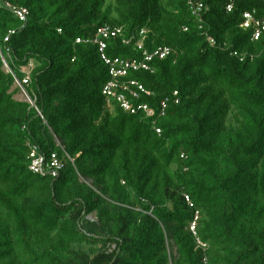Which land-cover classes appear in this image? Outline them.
Returning <instances> with one entry per match:
<instances>
[{
  "label": "trees",
  "instance_id": "obj_1",
  "mask_svg": "<svg viewBox=\"0 0 264 264\" xmlns=\"http://www.w3.org/2000/svg\"><path fill=\"white\" fill-rule=\"evenodd\" d=\"M246 13L264 0H0V264H264V32ZM103 26L123 29L112 58L172 50L122 79L153 118L104 96L109 68L77 44ZM24 69L35 107L15 98ZM32 146L59 176L30 171Z\"/></svg>",
  "mask_w": 264,
  "mask_h": 264
},
{
  "label": "built area",
  "instance_id": "obj_2",
  "mask_svg": "<svg viewBox=\"0 0 264 264\" xmlns=\"http://www.w3.org/2000/svg\"><path fill=\"white\" fill-rule=\"evenodd\" d=\"M236 0H231L233 3ZM12 12L23 22H26L29 12L27 9H17L10 4L7 5ZM234 4L229 5L228 11L232 12ZM204 6L202 4H191V10L194 15L200 17L203 12ZM245 29H253L254 39L259 40L264 32V20L256 19L253 14L246 13L244 15ZM14 34V32H12ZM146 32L142 31L140 37L145 36ZM123 35L122 28H113L111 26H104L97 30V33L93 38L86 40L78 39L77 44H93L95 45L101 55L102 61L109 68L110 81L104 88V96L107 98L108 103H117L125 112L137 115L144 113L148 118L155 116V111L150 108L149 105L144 103H138L143 95L151 96V92L148 91L143 85L138 82L124 83L122 79L128 77L133 71L146 70L152 71L151 63L155 60H165L172 54V50L169 47L159 48L156 51L149 53L144 51L142 59L126 60L122 58H112L108 55L109 41L118 39ZM136 36L130 38H124V44L130 45L136 40ZM8 39H6V42ZM137 47L143 51L145 43L142 40H136ZM4 60V59H3ZM5 62V60H4ZM6 68L8 65L5 62ZM24 85L30 83V77L25 79ZM164 109L167 108V103L163 105ZM157 133L160 135L161 130L157 129ZM30 159L32 161L30 165V171L35 175L44 176L46 174L52 175L53 178L59 176V172L63 169L64 163L59 159L57 154H53L51 158H47L45 155L40 154V149L37 146H32ZM199 220V213H196L194 223L191 226V232L196 236L198 248L207 250L208 245L202 242L197 237V225ZM204 264H208L207 258L204 260Z\"/></svg>",
  "mask_w": 264,
  "mask_h": 264
},
{
  "label": "clouds",
  "instance_id": "obj_3",
  "mask_svg": "<svg viewBox=\"0 0 264 264\" xmlns=\"http://www.w3.org/2000/svg\"><path fill=\"white\" fill-rule=\"evenodd\" d=\"M191 4H194V5H198V4H195V3H191ZM191 4H190V6H191ZM203 5V4H202ZM204 6V9H203V12L205 11V10H208L206 7H205V5H203ZM203 12L201 13V15L203 14ZM201 15H200V18H201ZM245 19V18H244ZM245 23V22H244ZM244 23H243V28H244ZM104 27V26H103ZM101 28V27H100ZM245 29V28H244ZM246 30H249V29H246ZM253 30V29H252ZM97 33V32H96ZM95 33V34H96ZM94 36V35H93ZM127 38V37H126ZM143 39V38H142ZM123 42H124V38H123ZM3 59L5 60V58L3 57ZM3 60V61H4ZM5 62L7 63V61L5 60ZM5 62H4V64H5ZM7 65H8V63H7ZM35 68V66L34 65H31V69H34ZM5 69H6V71L8 72V73H12V71H11V69H10V67H9V65H8V69L6 68V65H5ZM24 72H25V74H26V78L28 77V75H29V77H30V80H31V76H30V72L29 71H27L26 69H24ZM25 78V79H26ZM25 81V80H24ZM23 81V82H24ZM23 82H20L18 79H16V84L18 83L19 85H20V88H21V90L23 91H25L26 93H27V91L25 90V88H24V83ZM30 84V83H29ZM28 84V85H29ZM27 95H28V97H29V104H31L32 106H34L35 107V100H33L30 96H29V94L27 93ZM61 143H59V145H60Z\"/></svg>",
  "mask_w": 264,
  "mask_h": 264
},
{
  "label": "rangeland",
  "instance_id": "obj_4",
  "mask_svg": "<svg viewBox=\"0 0 264 264\" xmlns=\"http://www.w3.org/2000/svg\"><path fill=\"white\" fill-rule=\"evenodd\" d=\"M34 66H35V64H33ZM15 88H20V85L17 83L16 84V86H15ZM21 89V88H20ZM16 100H18V101H24V102H27V103H29V97H28V95H27V93L23 90H21L17 95H16ZM89 220H95L94 218H92V217H90L89 218Z\"/></svg>",
  "mask_w": 264,
  "mask_h": 264
}]
</instances>
